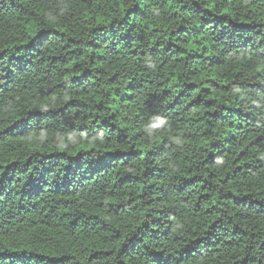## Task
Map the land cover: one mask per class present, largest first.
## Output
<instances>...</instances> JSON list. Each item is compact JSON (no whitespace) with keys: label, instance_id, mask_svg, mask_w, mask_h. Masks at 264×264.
<instances>
[{"label":"trees","instance_id":"trees-1","mask_svg":"<svg viewBox=\"0 0 264 264\" xmlns=\"http://www.w3.org/2000/svg\"><path fill=\"white\" fill-rule=\"evenodd\" d=\"M0 264H264V0H0Z\"/></svg>","mask_w":264,"mask_h":264}]
</instances>
